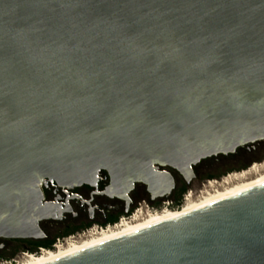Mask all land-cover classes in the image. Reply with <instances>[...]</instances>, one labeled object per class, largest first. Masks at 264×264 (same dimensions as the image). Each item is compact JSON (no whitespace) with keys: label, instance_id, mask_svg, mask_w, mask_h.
I'll list each match as a JSON object with an SVG mask.
<instances>
[{"label":"water","instance_id":"95a60500","mask_svg":"<svg viewBox=\"0 0 264 264\" xmlns=\"http://www.w3.org/2000/svg\"><path fill=\"white\" fill-rule=\"evenodd\" d=\"M264 139V0H0V237L43 184L169 192ZM46 264H264V184Z\"/></svg>","mask_w":264,"mask_h":264},{"label":"flooded vegetation","instance_id":"af4514ba","mask_svg":"<svg viewBox=\"0 0 264 264\" xmlns=\"http://www.w3.org/2000/svg\"><path fill=\"white\" fill-rule=\"evenodd\" d=\"M263 159L264 139H260L237 148L233 153L218 154L202 159L194 167V174L190 181L172 168L161 167L160 170H168L174 176V185L169 192H165L166 194H162L161 190L150 191L149 186L143 182H136L127 194L123 188L111 191L109 188L112 185V178L106 170L99 172L95 185L82 184L69 188L54 181H48L47 184H43L42 188L43 201L49 207V215L39 222L40 235L37 238L0 237V261L21 257L23 251H36L39 247L52 248L57 238L76 235L78 239L81 235L78 236L77 234L94 224L115 223L121 215L130 213L142 200L154 206H160L163 200L169 198L175 201L174 206H179L184 193L182 189L185 186H194L199 191L203 186V180L221 178L226 172L240 171L250 167L253 162ZM256 174L247 176V179ZM221 188L226 189L227 186ZM211 192H215V189L207 187L201 195L193 196L188 202H195ZM146 218H148V214L138 217L132 222H124L117 226L140 222ZM116 227H111L100 233H93L64 245L95 238L102 233L114 230ZM20 260L25 259L21 258Z\"/></svg>","mask_w":264,"mask_h":264},{"label":"bare ground","instance_id":"6f19581e","mask_svg":"<svg viewBox=\"0 0 264 264\" xmlns=\"http://www.w3.org/2000/svg\"><path fill=\"white\" fill-rule=\"evenodd\" d=\"M261 168L262 166L260 165H254L249 169H245L243 172L232 175L231 177L225 179L224 182H222V184L223 183L227 184L229 183L230 180H234V179L237 180L236 183L229 185V187H227L226 189L221 190L218 188L215 192L209 193L206 196H203L202 198L196 200L195 202L187 201L179 209L164 210L157 213H150L148 214V218L144 219L143 221L124 225V226H117L114 230L107 231L89 240L80 241L74 244H69L64 246L60 245L57 246L55 249H46L44 252L39 254L29 253L24 257L25 260L23 261L20 260L18 263H14V264H46L61 259L63 257L72 255L74 253L80 252L82 250L94 247L96 245L124 237L126 235L137 232L146 227H150L174 219L181 215L193 212L195 210L201 209L203 207L227 199L234 195L240 194L244 191H247L249 189L264 184V171H262ZM255 169H259L261 172L256 174V176L250 179L244 177L247 173H250V171L252 172V170Z\"/></svg>","mask_w":264,"mask_h":264},{"label":"built area","instance_id":"2783aa9c","mask_svg":"<svg viewBox=\"0 0 264 264\" xmlns=\"http://www.w3.org/2000/svg\"><path fill=\"white\" fill-rule=\"evenodd\" d=\"M257 164L261 166L264 164V162H260ZM254 165H255V163L252 164L251 166H254ZM250 167H248V169ZM243 171H244V169L242 171L228 172L227 175H223L221 178L208 179V180L204 181L203 186L201 187V189H199V192L203 193V191H205L207 189V187L212 188L213 185H218V184L220 185L228 177H231L232 175L238 174V173L243 172ZM195 193H196V190H194L193 188H187V190L183 193L182 201L180 202L179 206H174L175 201L173 199H169V198L163 200L162 204L160 206H154V205L148 203L147 201L142 200L133 208V210L130 213L121 215L115 223L105 224V225L94 224L91 227L84 229L79 234H77L78 236L81 235L78 239L76 238V235H69L66 238H57L54 245L52 246V248L39 247L36 251H23L21 257H16V258H12V259H3L0 261V264L18 263L21 258H24L29 253L39 254V253L44 252L46 249H55L57 246L64 245V244L69 243L71 241H78L79 239H82L83 237H87L89 235H92L93 233L103 232L105 230H108L111 227H116L117 225L122 224L124 222L125 223L132 222L136 218L143 217L144 215L146 216L147 214H150V213H157L160 211H164L166 209H179L189 199L193 198Z\"/></svg>","mask_w":264,"mask_h":264},{"label":"rangeland","instance_id":"374dc122","mask_svg":"<svg viewBox=\"0 0 264 264\" xmlns=\"http://www.w3.org/2000/svg\"><path fill=\"white\" fill-rule=\"evenodd\" d=\"M260 162H264V159L262 160V161H255V162H253L252 164H254L255 163V165H258L257 163H260ZM262 166V171H264V164L263 165H261ZM252 167V166H251ZM250 167V168H251ZM245 169H248V167L247 168H245ZM244 169V170H245ZM243 169H241L240 171H242ZM238 171V170H237ZM231 172H233V171H231ZM261 171L259 170V169H255V170H252V172L250 171V173H247L244 177H247V176H249V175H251V174H254V173H260ZM227 173L228 172H226L224 175H227ZM256 176V175H255ZM253 178V177H252ZM205 180H203V182H204ZM237 182V180H230L229 181V183H227V184H225V183H223L222 185H213V187L211 188V187H209L210 189H215V191L219 188V189H221L222 190V188L221 187H223V186H227V187H229V185H231V184H234V183H236ZM188 188H193L194 190H196V193H195V195H194V197H198L199 195H201L202 193H200L199 191H197V188L196 187H194V186H189ZM201 189V188H200ZM211 193H213V192H211ZM206 196V195H205Z\"/></svg>","mask_w":264,"mask_h":264},{"label":"trees","instance_id":"16d2710c","mask_svg":"<svg viewBox=\"0 0 264 264\" xmlns=\"http://www.w3.org/2000/svg\"><path fill=\"white\" fill-rule=\"evenodd\" d=\"M187 188H188V187L185 186V187L182 189V191L185 192V191L187 190ZM47 248H49V247H47Z\"/></svg>","mask_w":264,"mask_h":264}]
</instances>
